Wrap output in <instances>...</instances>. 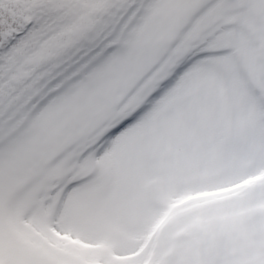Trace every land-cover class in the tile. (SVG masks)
Masks as SVG:
<instances>
[{
	"label": "snow or ice",
	"instance_id": "obj_1",
	"mask_svg": "<svg viewBox=\"0 0 264 264\" xmlns=\"http://www.w3.org/2000/svg\"><path fill=\"white\" fill-rule=\"evenodd\" d=\"M0 264H264V0H0Z\"/></svg>",
	"mask_w": 264,
	"mask_h": 264
}]
</instances>
